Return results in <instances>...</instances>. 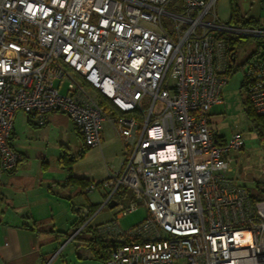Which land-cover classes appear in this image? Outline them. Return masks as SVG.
Segmentation results:
<instances>
[{"label": "built area", "instance_id": "2783aa9c", "mask_svg": "<svg viewBox=\"0 0 264 264\" xmlns=\"http://www.w3.org/2000/svg\"><path fill=\"white\" fill-rule=\"evenodd\" d=\"M215 2L0 0V172L21 159L10 144L17 112L37 126L64 113L86 147H100L112 122L122 167L88 185L104 196L67 239L115 200L112 217L93 226L105 264H264V197L229 167L243 138L209 127L236 60L228 39L264 38V28L219 21ZM240 66L264 116V49ZM140 206L144 218L123 230L120 218Z\"/></svg>", "mask_w": 264, "mask_h": 264}, {"label": "crops", "instance_id": "0c3cea01", "mask_svg": "<svg viewBox=\"0 0 264 264\" xmlns=\"http://www.w3.org/2000/svg\"><path fill=\"white\" fill-rule=\"evenodd\" d=\"M212 108L209 115L213 113ZM68 119L57 112H49L46 114L45 125L37 126L29 122L23 112L15 114L10 144L21 159L15 169L0 172V264L46 263L48 258L56 254L55 244L59 243L63 236H68L74 223L85 216L90 208L95 209L104 196L105 191L98 189L96 200L88 199L86 205L83 203L78 205L73 202L70 195L67 196L60 191L71 186L66 185L67 172L62 167L60 159L63 153L72 154L70 147L61 142L58 145V153L53 156V152L49 154V143L54 129L61 123L65 126L68 125V121L72 123ZM71 125L80 137L73 123ZM112 138H116L120 144L121 139L117 137L113 123L105 121L101 127V143L100 147H97V152H103V148L107 149L106 144ZM50 158L52 160L56 158L57 167L50 166ZM110 158L112 163L94 174L76 172L73 165V175L97 182L111 171L121 169L123 158L119 164H115L116 155L113 154ZM75 187H77L75 195L85 191L78 185ZM108 209L104 221L113 215V211ZM96 215L90 220L91 230L94 225L104 222L92 224ZM63 218L66 222H63ZM67 222H70V228L65 227Z\"/></svg>", "mask_w": 264, "mask_h": 264}, {"label": "rangeland", "instance_id": "374dc122", "mask_svg": "<svg viewBox=\"0 0 264 264\" xmlns=\"http://www.w3.org/2000/svg\"><path fill=\"white\" fill-rule=\"evenodd\" d=\"M214 9L217 19L221 22L228 21L234 14V18L238 21L245 22L249 26L258 24L264 28V1L262 0H216ZM243 40L236 47L235 64L233 65L232 71L228 73L227 82L222 89L223 103L216 106L213 105V108L211 107L213 113L209 115V127L226 139L233 132H239L241 134L244 143L243 147L239 150H232L229 154L231 176L239 184L244 185L250 193H258L264 197V146H262L259 139L255 122L247 117L244 111L241 94H244V90L242 92L240 91V83L245 69L240 64L256 48L257 40L253 36H246ZM262 49H264V44H262L260 50ZM54 83L56 84L57 82ZM66 85L67 81H64L62 83V92L65 91ZM57 114L64 118L67 117L61 112H57ZM68 122L67 126L61 123L50 135L52 140L49 143V154L53 152V156H55L58 153V145L61 142L70 147L72 155L77 154L82 149V138L76 134L72 128V123L70 121ZM258 128L262 131L261 126ZM117 137H119L118 134ZM106 147L107 149L103 148V152H97V147L87 148L84 156L78 158L73 163L76 172L85 174L98 173L102 167L112 163L110 157L113 154L116 155L115 164H119L123 153L122 141L120 140L119 144L116 138H112L108 140ZM49 162L50 166H58L56 158L54 160L50 158ZM28 165L30 166V163ZM75 189L77 187L68 186L67 188L60 189V191L63 194L66 193L67 196L70 195L73 202L78 205L82 203L86 205L88 199L91 201L97 199L96 190L87 192L85 189V193L82 192L75 195ZM86 195L88 198H86ZM121 202L127 204L128 198H122ZM98 208L99 204L96 205L93 212H96ZM108 211V208H104L95 216L92 224L104 221L108 215ZM145 214L146 211L141 206L132 212H128L127 215L120 218V227L125 230L139 223ZM63 222H66L65 218H63ZM65 227L70 228V222H67ZM73 231L74 228L71 227L68 236H63L59 240V243L55 244L56 254L48 258L46 262L48 264H105L102 246H92L91 240L93 234L88 231H82L78 237L76 236L77 238L67 240Z\"/></svg>", "mask_w": 264, "mask_h": 264}, {"label": "trees", "instance_id": "16d2710c", "mask_svg": "<svg viewBox=\"0 0 264 264\" xmlns=\"http://www.w3.org/2000/svg\"><path fill=\"white\" fill-rule=\"evenodd\" d=\"M228 21L231 22V23H236V24H240V25H243V26H249L245 22L236 20L234 18V14L231 16V18ZM252 25L253 26H259L258 24H252ZM244 38H246V36L245 37L229 38L228 41H227L228 48L232 52L235 51V53H236V47L242 41H244L243 40ZM255 39L257 40L256 48L250 53L249 56H251V55L259 52L262 44H264V38H255ZM232 69H233V67L232 66H229L228 73L230 71H232ZM244 89H245L244 88V79L242 78L241 83H240V91L242 92ZM241 94H242V101H243V104H244V111H245L247 117H249L251 120H253L255 122V125L257 126V132H258V135H259V139H260V141L262 143V146H264V116L259 115L257 112H255V110L253 109V107L251 106V104H250V102L248 100V97L246 95L245 90H244V94L243 93H241ZM100 103L107 110H110V111H113L114 110V107L112 106V104L110 103V101L108 99L100 98ZM114 113H115V111H114ZM259 126L262 127V131L259 130V128H258ZM75 129L77 130L76 127H75ZM77 132H78V130H77ZM82 145H83L82 146V149L76 155H74V156H72V155H70L68 153H63L62 156H61L60 162H61L62 167L67 172L66 185H71V186H77L78 185V186H80L81 190H85L91 182L88 181V180H85L83 178L75 177L73 175V170H72L73 163L78 158L83 157L84 156V153H85V150L87 148H90V147H86L84 145V143ZM253 196H254V198H257V197H260V194L254 193ZM73 210H75V209L73 208ZM93 211H94V209L90 208V210L88 211V213L85 216H82L80 220H78L77 222L74 223L73 228L75 229V228L79 227L81 224H83L85 222V220L91 215V213ZM89 230L91 232H93V237H92V240H91L92 246H94V245H96V246H102V248L104 250V263H105V260H106V258L108 256L107 245H105V243L103 242V240H101L98 237V235L95 233L94 229L91 230V228H90L89 225H85L82 228L81 232L82 231H89Z\"/></svg>", "mask_w": 264, "mask_h": 264}, {"label": "water", "instance_id": "95a60500", "mask_svg": "<svg viewBox=\"0 0 264 264\" xmlns=\"http://www.w3.org/2000/svg\"><path fill=\"white\" fill-rule=\"evenodd\" d=\"M116 205V201L115 200H111L109 202V208H113Z\"/></svg>", "mask_w": 264, "mask_h": 264}]
</instances>
